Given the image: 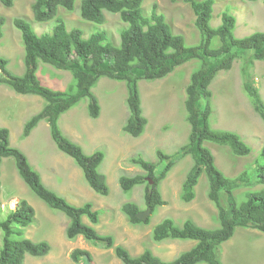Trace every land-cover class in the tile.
Instances as JSON below:
<instances>
[{"label": "trees", "instance_id": "1", "mask_svg": "<svg viewBox=\"0 0 264 264\" xmlns=\"http://www.w3.org/2000/svg\"><path fill=\"white\" fill-rule=\"evenodd\" d=\"M0 1L4 6L11 7L16 0ZM183 1L191 6L196 16L195 24L201 35L197 44H188L183 34L175 33L165 14L157 12L156 5L152 13L146 15L144 0H82L80 13L86 20L104 24L106 11L120 15L127 26L120 31L119 45L113 43L105 29L94 31L87 37L81 28L68 29L66 22L58 16V11L60 7L74 10L76 0H34V18L40 22L56 19V24L51 32L39 34L27 19H14V25L22 33L25 70L23 74L13 73L9 69L10 60L0 56V85H6L19 94L38 95L44 99L42 109L25 122L22 137H28L41 121H47L57 147L75 160L97 193L108 195L110 187L107 177L99 170L105 152L98 149L91 154L86 153L82 145L64 133L59 124L60 117L87 98L89 115L98 118L101 105L93 88L102 77L124 81L128 90L126 102L129 115L123 124V131L139 137L148 124L139 82L165 78L178 66L197 60L199 66L192 71L186 86L184 104L186 120L190 124L187 141L174 154L158 149V162L147 160L142 155L131 158L133 163L147 172L153 183L140 173L122 175L119 181L124 191L145 184L146 208L151 206L155 212L157 207L167 204L160 188L161 181L179 159L190 155L193 164L182 183L180 199L193 201L197 195L196 187L205 174L208 178V197L216 205L219 225L208 228L191 218L181 224L172 217L164 218L153 228L154 241L194 240L195 244L172 260L163 259L148 247L140 254L132 255L127 247L116 245L113 235L100 234L93 226L100 221V211L93 209L92 202L74 205L45 184L27 154L12 145L11 132L6 126H0V208L3 204V158L13 157L21 178L35 194L50 208L62 211L69 217L70 223L66 229L69 239L82 236L88 241L114 248L123 264H223L219 247L234 236L238 227L264 232V186L252 189L256 185H264V145L252 169L245 168L237 176L226 175L218 167L213 151L206 145V142L227 145L240 156L252 152L251 146L236 131L213 127V92L210 85L221 71L230 70L236 60L245 57L247 60L241 68L243 88L264 121V99L252 74L254 62L264 60V30L238 37L235 35L237 17L229 9L222 12L219 25L212 24L216 0ZM5 22V16L0 14V39ZM40 61L56 69L70 71L72 81L68 87L57 90L44 84L38 75ZM251 175H255L253 181L250 180ZM243 187L250 188L240 199L235 191ZM222 192L226 194L227 205L223 203ZM121 210L132 224L150 223V217L146 220L137 217L141 207L135 202L123 203ZM84 217L91 224L85 222ZM35 219L36 210L26 199H21L15 208L9 209L6 218L0 219L3 233L0 264H24L28 254L42 257L51 252L49 241H35L25 236V228ZM71 259L76 263L95 264L92 253L83 248H75L71 252Z\"/></svg>", "mask_w": 264, "mask_h": 264}, {"label": "rangeland", "instance_id": "2", "mask_svg": "<svg viewBox=\"0 0 264 264\" xmlns=\"http://www.w3.org/2000/svg\"><path fill=\"white\" fill-rule=\"evenodd\" d=\"M34 0H16L14 5L6 7L0 1V14L5 16L3 37L0 39V56L10 60L9 69L23 74L24 44L21 31L14 25L17 17L30 21L37 33L51 32L56 19L46 22L34 18L32 4ZM82 0H76V7L70 11L60 7L58 16L66 22L68 29L81 28L84 36L92 32L107 30L114 44H120V31L127 26L118 13L106 11L104 24L84 19L80 13ZM163 13L175 33L183 34L188 44L200 41V31L195 24L196 16L191 6L183 0H144L143 8L150 15L154 6ZM229 9L236 17L235 35L242 37L258 30H264V0H216L212 24L221 23V14ZM247 59L234 62L228 71H221L210 85L213 96L212 125L215 128L228 129L239 133L251 146L249 155L233 153L227 145L206 142L213 151L218 167L228 176H237L245 168L252 169L261 155L264 145V121L244 91L241 68ZM199 66L197 60L178 66L165 78L139 82L144 114L148 118L145 132L135 137L123 131L129 109L127 106V85L102 77L93 88L101 105L98 118L88 113V99L64 113L59 120L60 127L69 137L77 141L88 154L100 149L105 159L99 170L107 177L110 187L108 195L97 193L87 182L83 170L75 160L61 151L50 134L48 123L43 120L29 137H22L25 122L42 109L45 101L37 95H22L6 85H0V126H7L11 132V143L27 154L32 165L40 171L47 186L65 196L72 204L80 206L92 202L93 209L100 211V221L93 225L100 234L115 237L116 245L129 249L132 255H138L145 248L152 249L165 260H172L195 244L194 240L168 239L154 241L152 230L155 224L167 217L183 223L193 219L201 226L215 228L219 225L217 208L208 197V178L202 175L196 187V197L191 202L180 199L182 183L192 167V156L179 159L168 176L160 183L166 205L157 207L150 223L132 224L121 210L123 203L136 202L144 209L145 184L137 185L130 191H124L120 185L122 175H147L131 158L142 155L147 160L158 162L157 150L174 154L187 141L190 124L186 120V86L190 75ZM40 79L44 84L63 90L72 81L69 71L56 69L40 61ZM253 79L264 99V60H256L252 68ZM2 207L0 219L7 216L9 209L15 208L21 199L28 200L36 210L33 224L25 228V236L35 241L47 240L52 245L51 252L42 257L27 255L24 264H82L71 259L75 248L89 250L95 264H123L115 254L114 248H107L79 236L69 239L66 229L69 217L62 211L50 208L21 178L13 157H4L2 162ZM68 174L70 179H68ZM255 175L250 176L253 181ZM256 185L252 189H261ZM250 187L235 191L238 198ZM223 203L227 205L225 192ZM84 221L90 223L87 217ZM3 233L0 230V250ZM223 264H264V232L252 228L238 227L234 236L224 242L218 250ZM206 264V263H200Z\"/></svg>", "mask_w": 264, "mask_h": 264}, {"label": "water", "instance_id": "3", "mask_svg": "<svg viewBox=\"0 0 264 264\" xmlns=\"http://www.w3.org/2000/svg\"><path fill=\"white\" fill-rule=\"evenodd\" d=\"M147 179H149V181L151 183H153V179H151L150 177H148ZM152 207L149 206L146 210H141L137 213V217L140 218V219H143V220H146L149 218L150 214L152 213Z\"/></svg>", "mask_w": 264, "mask_h": 264}, {"label": "clouds", "instance_id": "4", "mask_svg": "<svg viewBox=\"0 0 264 264\" xmlns=\"http://www.w3.org/2000/svg\"><path fill=\"white\" fill-rule=\"evenodd\" d=\"M38 71H39V70H38ZM63 71H64V70H63ZM65 71H66V70H65ZM69 72H70V71H69ZM70 73H71V72H70ZM38 75H39V74H38ZM71 75H72V74H71ZM169 75H170V74H169ZM42 82H43V81H42ZM43 83H44V82H43ZM67 86H68V85H67ZM53 89H54V88H53ZM65 89H66V88H65ZM57 90H60V89H57ZM63 90H64V89H63ZM22 95H24V94H22ZM26 95H31V94H26ZM261 95H262V94H261ZM37 96H38V95H37ZM46 122H47V121H46ZM47 123H48V122H47ZM48 125H49V123H48ZM6 127H7V126H6ZM23 127H24V126H23ZM8 128H9V127H8ZM9 129H10V128H9ZM22 131H23V130H22ZM32 132H33V131H32ZM31 134H32V133H31ZM31 134H30V135H31ZM30 135H29V136H30ZM29 136H28V137H29ZM26 138H27V137H26ZM70 138H71V137H70ZM71 139H72V138H71ZM73 140H74V139H73ZM74 141H75V140H74ZM76 142H77V141H76ZM13 146H14V145H13ZM16 147H17V146H16ZM19 148H20V147H19ZM22 150H23V149H22ZM31 164H32V163H31ZM38 171H39V170H38ZM39 172H40V171H39ZM41 175H42V174H41ZM147 178H148V176H147ZM200 179H201V178H200ZM160 188H161V187H160ZM161 191H162V190H161ZM164 199H165V198H164ZM132 202H133V201H132ZM135 203H136V202H135ZM145 206H146V205H145ZM148 207H149V206H148ZM148 207H147V208H148ZM159 207H160V206H159ZM147 208L145 207L144 209H141V210H146ZM141 210H140V211H141ZM152 212H153V209H152ZM155 212H156V211H155ZM155 212L151 213L149 217L151 218V216H152ZM173 219H174V218H173ZM150 221H151V220H150ZM161 221H162V220H161ZM161 221H160V222H161ZM155 225H156V224H155ZM153 228H154V227H153ZM152 231H153V230H152ZM154 253H155V252H154ZM155 254H156V253H155ZM157 255H158V254H157Z\"/></svg>", "mask_w": 264, "mask_h": 264}, {"label": "crops", "instance_id": "5", "mask_svg": "<svg viewBox=\"0 0 264 264\" xmlns=\"http://www.w3.org/2000/svg\"><path fill=\"white\" fill-rule=\"evenodd\" d=\"M70 176H72V174H71ZM70 176H69V174H68V176H67V177H68V179H70Z\"/></svg>", "mask_w": 264, "mask_h": 264}]
</instances>
